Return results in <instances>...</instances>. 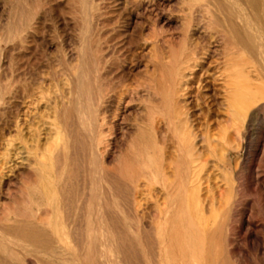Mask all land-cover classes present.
I'll use <instances>...</instances> for the list:
<instances>
[{
	"label": "bare ground",
	"instance_id": "1",
	"mask_svg": "<svg viewBox=\"0 0 264 264\" xmlns=\"http://www.w3.org/2000/svg\"><path fill=\"white\" fill-rule=\"evenodd\" d=\"M161 1L0 0V264H264V0Z\"/></svg>",
	"mask_w": 264,
	"mask_h": 264
},
{
	"label": "rangeland",
	"instance_id": "2",
	"mask_svg": "<svg viewBox=\"0 0 264 264\" xmlns=\"http://www.w3.org/2000/svg\"><path fill=\"white\" fill-rule=\"evenodd\" d=\"M174 3L170 0H163L157 5H144L143 8L140 10L141 17H133L132 18V25L131 28L134 27L139 21L144 23V32L148 33L153 26L160 32V47L162 51L163 57H167L168 51L165 44L162 41L163 36H173L175 38L179 37V30H180V21L174 14ZM70 17V15H69ZM5 17H2L4 19ZM66 49L69 54L72 53L73 47L70 42L67 43ZM52 52H56L55 49H52ZM147 58V57H146ZM145 66L140 64L139 68H134L131 70V78L134 79V76L137 72L143 71ZM149 70H153V66L149 65ZM208 94V98L213 103L214 107L219 109V101L217 92L213 91L211 88L206 90ZM127 98V95H125ZM195 99V98H194ZM192 99L191 104L193 107H197L198 105L203 107L202 98H197V100ZM206 108H202V110L198 111V116L203 117L205 115ZM139 113V109L135 108L133 105H129L128 109L122 114V116L116 121L115 124V143L114 148L117 149L120 145L124 146L127 142L129 135L133 132L134 128L132 125L133 116ZM113 161V157H109L106 161L107 164H111ZM152 213V212H151ZM150 213V215H151Z\"/></svg>",
	"mask_w": 264,
	"mask_h": 264
}]
</instances>
